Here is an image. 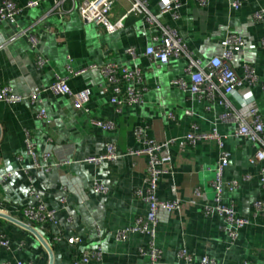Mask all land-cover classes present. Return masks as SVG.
<instances>
[{
	"label": "crops",
	"instance_id": "0c3cea01",
	"mask_svg": "<svg viewBox=\"0 0 264 264\" xmlns=\"http://www.w3.org/2000/svg\"><path fill=\"white\" fill-rule=\"evenodd\" d=\"M15 1L23 5L28 0ZM79 1L74 6L65 1L67 11L61 15L53 10L54 0H43L24 10L16 22L0 20V89L9 86L18 96L40 94L36 103L0 102V178L12 173L6 182L0 180V213L30 223L23 209L38 203L31 192L48 209L56 210L55 223H32L48 239L53 264H73L76 254L97 249L102 259L89 264H152L148 255L140 254L141 249L149 248L150 238L134 234L124 241L117 234L148 212V204L136 192L146 191L150 158L126 154L153 139L169 143L160 152L169 161L159 165L163 173L157 197L179 203L176 211L162 214L156 227L153 240L161 251L159 264H185L179 256L184 249L196 263L208 257L218 264H264V188L260 179L264 160L251 162L260 144L236 136L237 125L221 120L223 114L237 111L239 98L227 96L230 107L218 94L214 100H202L173 84L179 78L189 81L185 56L158 65L143 55L154 38H162V27L176 29L193 57L204 65L222 54L221 42L228 33L242 36L246 46L236 54L232 66L240 78L245 74L243 65L256 71L258 81L251 88L264 120V20L254 17L264 10V0H239L238 9L232 6L234 0H207L204 7L190 0L180 8L177 19L160 15L159 0H147L157 24L132 14L112 34L83 21ZM132 2L115 0L111 20L124 16ZM31 34L39 39L37 47L29 42ZM129 48H135L136 58L127 54ZM38 55L47 60L43 66L37 64ZM107 63L142 69V85L147 88L143 103L120 110L110 103V91L100 71ZM95 65L97 68H91ZM80 70L86 71L75 74ZM58 77L73 91H90L85 108L75 109L70 97L52 91ZM42 110L46 119L39 118ZM95 120L111 121L114 128H100ZM194 125L197 132L216 129L230 155L223 181L235 182L237 187L223 192L222 204L233 206L239 217L249 221L234 241L227 222L204 210L206 205H214L212 181L220 152L213 144L185 143ZM139 128L144 130L140 138L136 135ZM27 133L35 158L26 149ZM109 142L122 157L99 166L82 162L87 156L104 154ZM47 152L50 156L45 160ZM61 162L66 164L58 165ZM94 180L105 185L106 194L91 189ZM0 235L9 241L8 247L0 246V264H49L47 250L28 230L0 217Z\"/></svg>",
	"mask_w": 264,
	"mask_h": 264
},
{
	"label": "built area",
	"instance_id": "2783aa9c",
	"mask_svg": "<svg viewBox=\"0 0 264 264\" xmlns=\"http://www.w3.org/2000/svg\"><path fill=\"white\" fill-rule=\"evenodd\" d=\"M43 0H28L25 4L20 5L15 0H3L0 5V20L16 22L17 17L28 8L39 6ZM65 1H71L74 6L75 0H54L53 10L58 14H64L67 10L64 6ZM190 0H159L160 15H169L174 19L179 18V10ZM203 7L206 6L207 0H195ZM115 0H80L78 4V12L85 22L96 23L102 26L108 33H115L124 27L126 19L132 14L143 15L150 25L157 24V18L150 12L147 0H133L127 13L116 21L111 20L112 10ZM241 3L239 0L233 1V8L238 9ZM256 20H264V10L255 12ZM162 38H154L153 43L149 45L143 55L154 64H167L172 58H178L181 55L188 59L186 73L189 76V81L179 78L173 81V84L179 89L196 95L200 99L214 100L217 94L223 98V103L226 107L231 105L227 101V96H237L239 98V108L232 113H225L221 116L224 122H232L237 125L236 136L250 138L253 142L259 143L258 149L251 159L252 163L261 162L264 160V120L256 105L255 96L252 86L258 81V77L254 68L249 65H243L244 77L237 76L233 69L232 63L236 54L241 53L246 41L244 38L235 33H228L225 39L221 42L223 48L222 54L212 57L206 65L200 60L193 57L192 52L183 43L176 29L162 27ZM29 42L32 47H37L39 39L36 35L29 36ZM135 48H129L127 54L136 58ZM37 64L43 66L47 60L38 55ZM91 68H97L93 66ZM86 70H80L75 74H82ZM100 71L106 80L108 90L110 91V103L119 107V110L124 106H134L144 102V94L147 91L146 86L142 85V69L138 66L129 68L117 63H107L100 67ZM136 84H140L138 87ZM246 87V89H245ZM250 87V88H249ZM52 91L56 94L70 97L73 107L81 110L86 107L90 99V91L88 89L81 91H73L67 81L58 77L52 86ZM39 93L33 92L27 96H18L12 92L9 86L0 89V102L15 105L25 101L32 103L38 102ZM46 112L42 110L39 113V118L46 119ZM48 122V120H46ZM49 123V122H48ZM94 124L105 130H112L114 124L111 121L95 120ZM144 130L139 128L136 130L138 138L143 136ZM222 136L213 129L210 132H197L196 126L192 127V131L185 137V143L196 145L199 143L213 144L220 152V159L215 168V178L212 181L214 189V205H206L204 210L210 215H219L228 224L230 237L234 241L238 236V231L249 225V221L237 215L233 206L222 204V195L225 190H233L237 187L235 182L225 184L223 181V171L229 165L230 155L224 149ZM34 144L32 143L29 134H26V149L27 152L35 158ZM169 143L155 142L153 139H146L145 146L141 149L129 150L126 155L140 158L149 157L150 160L147 166L146 191L143 194L140 191L136 192L139 198H142L148 206V212L144 217L138 218L131 226L119 230L117 237L119 240H127L131 235L138 234L150 238L149 248L141 249L140 254L148 255L152 264H159L161 251L154 246V236L156 227L162 218V214H171L179 208L177 201H162L157 197V188L160 182L161 174L163 173L160 164L169 161L168 157L161 158L160 152L167 148ZM50 154L45 153L44 159L47 160ZM123 155L119 152L117 146L109 142L105 145V153L100 156H87L82 162L91 165L99 166L106 162L116 161ZM66 162H61L58 165H64ZM38 165V164H37ZM264 171V170H263ZM12 173H7L1 176L0 180L6 182L11 178ZM261 183L264 188V177L261 176ZM91 189L97 193L104 195L107 193L105 185L97 180H94ZM38 203L30 204L23 209L25 217L30 223L27 225L34 227L33 224L45 225L47 223H55L56 210L48 209L40 200V197L31 192ZM197 196H201L200 191H196ZM80 196V195H79ZM64 201V200H63ZM257 211H261L260 203L255 205ZM24 223V222H23ZM26 224V223H25ZM0 246L8 247L9 241L5 236L0 235ZM76 243L80 240L76 239ZM100 249L87 250L75 255L73 264H89L92 260L99 262L102 257ZM179 256L185 261V264H218L215 260L204 257L200 262H194L192 256L186 249L181 250Z\"/></svg>",
	"mask_w": 264,
	"mask_h": 264
},
{
	"label": "water",
	"instance_id": "95a60500",
	"mask_svg": "<svg viewBox=\"0 0 264 264\" xmlns=\"http://www.w3.org/2000/svg\"><path fill=\"white\" fill-rule=\"evenodd\" d=\"M0 217L7 219L11 222H14L17 225L21 226L22 228H24V229L28 230L29 232H31L32 234H34L38 238V240L41 242V244L45 247V249L47 250V252L49 254V264H53L54 255H53L52 247H51L48 239L45 238V236L41 230H39L35 227H31V226L15 219V218H12L11 216H9L7 214L0 213Z\"/></svg>",
	"mask_w": 264,
	"mask_h": 264
}]
</instances>
